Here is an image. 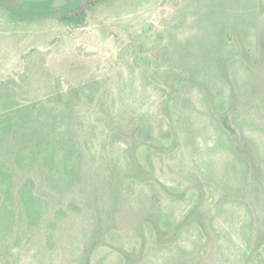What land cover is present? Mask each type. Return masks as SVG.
<instances>
[{
	"label": "rangeland",
	"instance_id": "1",
	"mask_svg": "<svg viewBox=\"0 0 264 264\" xmlns=\"http://www.w3.org/2000/svg\"><path fill=\"white\" fill-rule=\"evenodd\" d=\"M84 1L0 0V264H264L263 246L247 242L264 232V0H107L80 26L61 22ZM136 45L137 57L151 49L150 64L127 51ZM212 48H219V113L239 114L224 120L235 145L187 109L183 141L154 145L164 165L145 170L148 144L132 113L160 112L153 72L180 69L184 55L196 66ZM89 78L106 105L84 103L78 124L53 135L58 145L47 164L39 154L26 157L24 126L14 136L3 129L20 119L15 100L36 101L57 85L83 88ZM115 99L121 110L134 109L126 127L96 118ZM240 121L252 123L244 126L248 139ZM118 131L129 148L113 139ZM243 158L256 165L247 169ZM148 180L159 187L152 191ZM160 190L169 198L156 196ZM166 217L176 222L165 227Z\"/></svg>",
	"mask_w": 264,
	"mask_h": 264
},
{
	"label": "trees",
	"instance_id": "2",
	"mask_svg": "<svg viewBox=\"0 0 264 264\" xmlns=\"http://www.w3.org/2000/svg\"><path fill=\"white\" fill-rule=\"evenodd\" d=\"M106 1L107 0H85L81 4H77L76 6L65 10L60 16V20L67 25L80 26L86 23L91 9ZM143 44L145 43L143 42ZM127 47V51L130 54L135 55L136 59L141 58L144 63H151L152 58L149 57L151 49L147 52V55L142 58L137 57V45L136 48ZM180 52L185 54V51ZM132 55L129 56L131 57ZM188 57L189 56L186 55L182 57V65L180 69L176 63L177 65L169 66L166 69L161 68L163 71L160 70L158 72L157 70L156 72L155 70L153 72L155 73V76L156 73L159 74L158 81L160 83L153 80L149 83L163 98H165L166 95L169 96L166 99L161 98L162 105L159 108L160 112H157L158 115H148L140 111L133 112V108H127V106L124 108V104H122L124 109L121 110L118 108L119 106L115 99V103L112 102V104H110L112 111L105 112L104 117L100 115L96 116L99 120L104 119L105 124H108L111 120H115L118 126L126 127L127 124L125 123L124 116H130L127 112H133L134 120L138 125V133L148 144L144 153V169L151 170L153 173H157L164 165L163 155L154 148V145L157 147L163 146L165 144V137H167L172 143L183 141L182 136L180 137L183 130L182 128L183 126L189 127L184 112L187 109L196 110L200 117L203 114V117H205L204 126H210L216 131L219 130L220 137L225 143H229L232 146L236 143V140L231 136L229 129L224 127V120L228 125L230 124L231 119L238 121V111L235 112V114H231V110L228 109L225 113H221L222 115L219 113V105H221L219 104V48H212L204 51L200 54V58L196 59L197 64L193 67L186 64L185 61ZM202 64L203 67L205 65L208 66L206 74H199L197 72L200 69L197 68V66L199 65L198 67L202 68ZM91 79L92 78H89L87 80L86 86L83 88H79V86H68L67 89L63 90L61 86L57 85L54 93H47L46 96L38 95L39 97L36 101L23 103L15 100L19 111H22V113L19 116L20 119L16 120L15 123H8L3 128L8 129L5 134H13L14 136L16 128L24 126V146L29 148V154H27L26 157H35L36 154H39L47 164L48 156H52V153L56 152V146L58 145L56 144L57 139L54 138L53 135L58 134L64 127H68V125L75 124L76 126L78 124L79 120L76 118H78V114L81 112L83 104L88 103L94 106L98 104L102 106L106 105L103 103L104 101H100L96 98L94 92L100 89H98L99 87H93L94 80L92 81ZM228 87L225 86V88H227L225 102H228L229 108L233 110L235 108L232 93L233 88L231 85H228ZM187 96L189 97L187 98ZM237 123L238 131L241 133V136L248 139L249 137L244 132V126H251V121H240ZM237 133L238 132H236V134ZM113 139L123 140L127 143L128 148L130 147L128 139L123 136L120 131L113 133ZM238 139H241L240 136ZM22 155H24V157H18V161L26 158L25 154ZM65 155H69V152ZM51 160L53 161V157H51ZM243 160L247 169H252L256 165H252V162L246 158H243ZM149 184H151L152 191L154 188L159 187L156 185L155 180H148V185ZM9 191H11V188ZM24 191V188L19 190L21 196H23L22 194ZM159 192L160 194L156 196H159L160 199L164 197L169 198L168 194L165 193L166 191L164 192V190H160ZM154 208H157L162 216L167 214L166 210H161L163 207L158 204L154 205ZM247 210H249V208ZM250 217H252L251 222L253 220L255 221L253 213L250 214ZM174 222H176V220L171 217L163 219L165 227H169ZM149 228L152 234L155 233L154 228H151L150 226ZM257 235L255 234L250 237L247 242H250V245H253V241H256L255 245H253V249L263 246L262 250L264 251V232L261 234L262 237L259 236L258 239L254 240L253 237H256ZM249 253L250 252L246 251L245 256L247 257ZM123 262L124 259L119 258L118 264H123Z\"/></svg>",
	"mask_w": 264,
	"mask_h": 264
}]
</instances>
